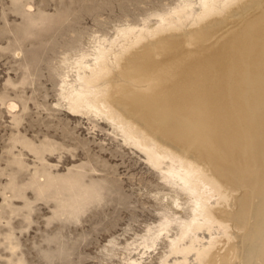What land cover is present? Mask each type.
Returning a JSON list of instances; mask_svg holds the SVG:
<instances>
[{
  "label": "rangeland",
  "instance_id": "rangeland-1",
  "mask_svg": "<svg viewBox=\"0 0 264 264\" xmlns=\"http://www.w3.org/2000/svg\"><path fill=\"white\" fill-rule=\"evenodd\" d=\"M188 2L198 9L199 0H0V264H264V240H255L260 245L253 250L247 245L255 222L262 219L253 216L252 208L258 201L264 207V108L252 104L241 109L243 117L256 118L236 125L241 131L255 125L252 139H240H258L257 147H230L233 131L227 128L239 118L234 110L220 115L223 123L213 144L201 147L192 139L204 134L209 116L189 123L187 111L195 113L194 106L182 109V97H177L187 88H199L198 101L203 103L200 89L206 80L201 74L208 60H179L186 55L195 60L192 45L207 37L193 31L231 18L236 5L218 18L164 27L162 21ZM130 31L142 35L136 45L135 37L121 43ZM237 32L216 28L212 34L228 39ZM114 40L118 54L111 56L107 74L98 79L100 96L124 104L119 112L131 124L145 122L139 130L148 146L155 144L193 162L216 180L219 193L206 203L215 224L205 227L192 219L188 194L163 177L173 168L171 162L153 169L146 156L122 142L119 131L101 117L70 112L66 106L64 95L79 86L77 62L85 59L81 62L91 65L95 51ZM248 44L230 56L227 67L232 71L224 79L247 72L251 63L246 62L255 57ZM136 52L155 60L146 70L140 63L146 76L139 79L126 63ZM166 57L169 61L161 62ZM237 65L241 68L235 72ZM255 72L253 68L250 77ZM178 81L186 84L180 82L181 88L175 89ZM258 101L264 102L261 90ZM167 112L173 114L165 118ZM234 142L238 145L239 138ZM222 145L233 155L208 160L215 146ZM161 225L168 227L161 231ZM186 225L196 231L187 238L181 230Z\"/></svg>",
  "mask_w": 264,
  "mask_h": 264
},
{
  "label": "bare ground",
  "instance_id": "bare-ground-1",
  "mask_svg": "<svg viewBox=\"0 0 264 264\" xmlns=\"http://www.w3.org/2000/svg\"><path fill=\"white\" fill-rule=\"evenodd\" d=\"M242 2L245 3L244 6L243 5L240 6V4H243ZM184 5L185 6L183 8L177 11H174V13L171 15V17H169L168 20L162 21V24H166L164 27H173L177 23H179V26L181 27L184 22L187 21L188 23V20H190L191 22H197L198 20L201 21L203 19H205V21L207 19L209 20L210 17L218 18L224 15V13L228 12L232 6L236 5L235 9L233 8L232 11H230L231 18H228L225 21H221L219 24L216 23L215 27L207 28L208 26L207 25L205 28H199L198 30L193 31V33H195L196 35L201 34L203 32L206 33L207 35V37L203 41L197 40L192 45L193 48H196L194 51L195 54H193V58L197 60L196 62L195 60L190 59L187 55L179 60V62L183 64L185 62L187 63L192 62V64L202 62L203 64V62H207L205 60H208L209 62L208 65L204 63V66H202L203 73L201 74V77H203L206 80V82H204L202 85V89H200L204 91V92L201 91L203 92V99H202L203 103L202 101H198V96L199 98L201 96V94H199L198 87H197L198 89H194L193 91L192 89L191 90L189 89L190 90L189 92H188V88L186 87L187 91H184V92L182 91L177 94V97H182L180 98L181 102L183 103L182 109H184V107L188 105L194 106L195 113H191L192 112L191 110L187 111V116H190L187 119L189 123L199 121V120H196L198 116H202V118H200V121L201 120L203 121L205 120V118H207V115L209 117H212V115L215 114L210 119L208 117V119L211 121V122L209 121L210 125L208 124V121H207L208 119L205 120L206 126H203L204 134L203 135L197 134V138L192 139V141H195L196 143H201L200 145L201 147L211 146V144H213L215 140L214 135L219 132V129L217 131V128H219L220 124L223 123L222 120H220L219 118L220 115L223 112L228 113L229 111L234 110L235 113H237V117H239L238 120L236 118L235 121H232L234 123L233 124L231 123L228 125L229 126V128H227L228 130L225 127L227 132L229 131V129L233 131L232 133L233 145L231 146V143H230V147L231 148L236 147L239 150H243L244 148H246L247 151L251 147H257L258 139L254 141H249L250 140L249 139V140H246V141H249L246 143H244L243 140L241 141L240 139L241 136L247 137V138L253 136V132L256 130L255 125L249 128L243 127L244 129L242 131L238 130L239 128L236 125H238V122L241 125L242 123H244L243 125H247L246 123H249V122L251 123L255 121V118H256L254 117V114L251 116L249 115L250 119L243 117L242 113H240L241 109L243 108L249 109L252 104H257L258 107L264 108V102L258 101V99L260 98V90H261V94L264 96V0H250L246 2L244 0H199L198 9L196 11L193 10V7H192L193 4L188 2V3H185ZM251 23L252 25L250 26ZM205 25L206 23L204 24V26ZM212 25H215V23H213ZM164 27L162 28L157 27L156 30L157 29L163 30ZM216 28H221L222 31H225L227 29L236 30L238 28V32L235 34L234 38L230 37L231 39L230 38L224 39L223 37H220L216 33L212 34V32H214V29ZM245 36L247 38L244 41L241 40V38ZM132 37H135V42L133 43V45H136L139 41H141L142 35L141 34L135 35L132 33V31L127 32L125 33V35L122 36L121 43H127L131 41ZM238 42L239 43L241 42V44L237 45ZM247 42H249L248 47L251 50V52L255 53V57L251 59V61L246 62L248 63V65L251 63V66L249 68L247 67L246 73H241V74L237 73L236 78L229 79V80L228 78L224 79V77L227 76L228 72L232 71L231 69H229V67H227V62H230L229 58L237 55L236 50L240 51L241 48L246 46ZM115 43L116 41L114 40V42H112L107 48L106 47L98 48L97 51H95L96 54L93 57V60H92L93 63L91 65L81 62V61H85V59L83 60L81 58L82 60H80V62H77L76 64L77 67H76V72H75L76 82H77V85H79L78 89H75L72 86L71 88H69L67 93L65 92L66 94L64 93L65 94L64 97L62 95L61 97L66 99L67 104H68L66 106H68V109L70 112H75V113L84 112L86 115L89 113H92L95 116L101 117L106 123H109L111 126L116 128L122 137V140H123L122 142L133 147L134 149H137L141 154H144L147 158L148 163L151 165L153 169L155 170L160 169V166L165 161L166 163L167 161L171 162V164L174 166L173 168H171L169 172L165 174L163 173L164 179L166 181L167 180L173 181L172 184L180 187V190H182L183 193L185 192L188 194L189 198L191 199V204H193L191 205V210H190L192 219L196 222L201 221V223H204L202 224L203 226H205V224H209L210 226L212 222L214 223V221L211 217V214H209L206 208L207 207L206 203L208 201H211L213 196H216L219 193L220 186L216 183V180L213 179L212 177L207 178V176L203 174V171H201L197 165H194L193 162L189 164L188 161H183L182 158L176 156L174 153L170 151L162 150L163 148L161 149L160 146L158 147L155 144H152V146H148L147 140L145 136L143 135L144 133H140V130H139L145 127L146 125L145 122H138L137 120L135 121L134 124L133 123L131 124L130 122L126 121V119L122 117L123 116L122 112L121 113L119 112L118 107L119 106L125 107L124 104H122L121 102L117 100L116 101L113 100L114 98L108 100L106 94L100 96L99 89L96 84L99 78L107 74L109 70L108 64H109V60L111 56H116L118 54V52H116L117 50H115ZM166 43L167 41H163L162 45L163 46L165 45L166 47L167 46ZM159 53L161 54V52ZM147 55H150V54H147ZM147 55H143L142 52L141 54L136 52L134 56L126 59V63L128 64L130 63L131 69H133L132 73L130 74L136 79H139L140 78L139 76H146V73L142 72L140 68V63L144 65L145 70L146 68H150V66L155 63L154 58L153 59L148 58ZM167 56H170V54L168 53ZM164 59L169 61V57L168 58L166 57V58H163L161 62H163ZM239 68L241 67L237 65L233 69V71L237 72ZM253 68L256 69V72L252 74V77H250L251 75L250 72ZM208 73H210V75ZM258 73L262 75L259 76ZM219 76L223 78H220ZM208 78H210V81L207 80ZM180 82H179V87H175V89L181 88L182 85L186 84L183 81L181 82L182 83L181 85ZM63 83L66 84L67 82H63ZM67 85L68 84H66V87ZM249 85L254 86L255 88L253 90L248 89L247 87ZM64 87L62 88L64 89ZM130 89H127L129 93H131ZM172 90H174V88ZM224 95L227 96L226 99ZM240 95L243 97L241 100L238 99V96ZM172 100H174V98H172ZM221 100H223L224 103L223 102L221 103ZM159 103L160 102L158 101L157 104L159 105ZM150 106H148V108H151ZM124 107L121 108L120 111L121 110L124 111L125 110ZM204 107L206 109H204ZM208 111H210V113H207ZM172 114H173L172 112L170 113L167 112L164 117L168 118ZM164 117H162L161 119H164ZM199 127L201 128L202 126H199ZM197 131H200V130H197ZM173 136L174 137L179 136L178 130H173ZM238 138L240 142L238 145H236L234 141L235 139L237 140ZM218 147L219 146H215V149L213 150L214 153L212 152V154L207 156L208 160L212 161L215 159L216 156L222 155V154L224 155V153L227 154V152L229 153V155H233L230 152V147H223V145L221 146V148H218ZM208 153L209 152H207V154ZM253 162H255V160ZM253 164L254 163H252L251 166H253ZM251 166H248V168L250 169ZM263 184H264V181H263ZM263 184L260 185L262 192L264 191ZM201 191H202V194L200 193ZM258 205L259 206L254 207V209L252 208L253 210L252 214L253 216H256L262 219H259L258 220L259 222L256 221L258 218L255 219L256 221L255 226H253V229L251 228L252 229L251 234L249 235V237H247L249 239V241L247 240V245L249 247L252 246L251 248L252 250L255 247L257 248L258 245H260L259 242H258L259 244L257 245V242H254L255 240L260 239V238L264 240V207L260 205L259 201H258ZM209 226L206 225L205 227H209ZM167 227L168 225H164V226L161 225V228H162L161 231H165ZM205 227L204 229H206ZM193 228H194L193 226H188V225L183 227L181 229L183 236L187 238L189 234L191 235L192 232L193 233L196 232L195 229ZM176 250L179 252H186L187 248H184V249L177 248ZM189 250H193V248L188 249L187 252H190ZM259 253L261 254V251ZM248 255H249V252H248ZM257 257L259 258V256ZM255 260H257V258Z\"/></svg>",
  "mask_w": 264,
  "mask_h": 264
}]
</instances>
